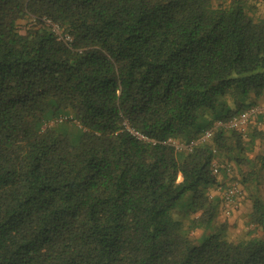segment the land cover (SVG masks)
<instances>
[{
	"label": "trees",
	"instance_id": "obj_1",
	"mask_svg": "<svg viewBox=\"0 0 264 264\" xmlns=\"http://www.w3.org/2000/svg\"><path fill=\"white\" fill-rule=\"evenodd\" d=\"M263 3L0 0V264H264V133L169 143L264 106ZM215 158L250 202L236 240Z\"/></svg>",
	"mask_w": 264,
	"mask_h": 264
},
{
	"label": "built area",
	"instance_id": "obj_2",
	"mask_svg": "<svg viewBox=\"0 0 264 264\" xmlns=\"http://www.w3.org/2000/svg\"><path fill=\"white\" fill-rule=\"evenodd\" d=\"M43 22L59 41L67 45L71 44L72 37L61 29L57 23L48 18H44ZM64 119L66 118H60L59 121ZM122 124L124 130L133 138L139 141H148L146 136L132 128L127 121H124ZM251 124L255 125L256 129L264 126V106H253L232 118L217 120L211 128L206 129L189 141L180 142L177 140H169V143L176 152L189 153L195 146L210 142L216 129L234 130L245 136ZM210 168L212 174L220 182L219 187L215 191L221 199L220 212L223 216L228 217L240 207L244 199V190L239 182V178L235 174L233 164L215 158Z\"/></svg>",
	"mask_w": 264,
	"mask_h": 264
},
{
	"label": "rangeland",
	"instance_id": "obj_3",
	"mask_svg": "<svg viewBox=\"0 0 264 264\" xmlns=\"http://www.w3.org/2000/svg\"><path fill=\"white\" fill-rule=\"evenodd\" d=\"M218 0H213V3L215 4ZM256 16H264V3L260 4L258 6V10L255 11ZM21 25V23H20ZM22 32V28H21ZM254 127H250L249 129H253ZM264 127L260 128L263 130ZM256 129V128H255ZM258 131V129H256ZM258 148V145H257ZM262 193L264 194V184L261 186ZM244 190V199L242 200L240 207L230 216L227 218L223 216L222 214H219L218 221L219 222H226L228 224V235L230 239L236 240L237 238L241 237L245 231H246V222H247V214L250 211V202L247 197V192ZM211 196H218L215 191L211 192ZM201 232L199 230H196L192 233L193 239L196 240L195 238H198L200 236Z\"/></svg>",
	"mask_w": 264,
	"mask_h": 264
},
{
	"label": "crops",
	"instance_id": "obj_4",
	"mask_svg": "<svg viewBox=\"0 0 264 264\" xmlns=\"http://www.w3.org/2000/svg\"><path fill=\"white\" fill-rule=\"evenodd\" d=\"M250 127H254V128H256L255 125H253V124H251ZM263 127H264V126H263ZM261 128H262V127H261ZM258 131H261V132L264 133V128H263V130H262V129H258ZM255 144H256L255 146H256V148H257V145L259 146L260 142H259V141H256Z\"/></svg>",
	"mask_w": 264,
	"mask_h": 264
}]
</instances>
